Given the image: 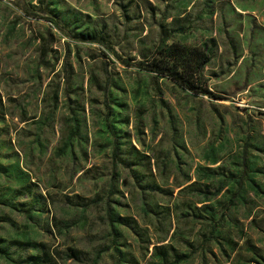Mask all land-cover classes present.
Instances as JSON below:
<instances>
[{
  "label": "rangeland",
  "instance_id": "rangeland-1",
  "mask_svg": "<svg viewBox=\"0 0 264 264\" xmlns=\"http://www.w3.org/2000/svg\"><path fill=\"white\" fill-rule=\"evenodd\" d=\"M210 40L199 76L165 60L222 100L133 66ZM0 240V264H264V0H0Z\"/></svg>",
  "mask_w": 264,
  "mask_h": 264
},
{
  "label": "trees",
  "instance_id": "trees-1",
  "mask_svg": "<svg viewBox=\"0 0 264 264\" xmlns=\"http://www.w3.org/2000/svg\"><path fill=\"white\" fill-rule=\"evenodd\" d=\"M21 12L24 15H26L27 17L42 19L44 21H47L51 25H53L56 29H58L59 31H62L51 18H40V17L36 16L35 14L28 13L25 9H22ZM64 34L69 36L68 33L64 32ZM159 35L161 38L165 37L162 28L159 29ZM75 39L79 42H95L99 45H102L105 49L111 51V49L109 48V46L107 44H103L100 41H97L96 39H94V37H92L91 34H88V35L77 34ZM207 43L210 44V46H207ZM207 43L203 44V46H202L203 50L205 51L203 54L200 52L194 51V50L187 49L184 46L182 47L180 45H170L165 49H161V47H159L158 53H159L160 57L162 58L163 62L152 60L149 63L137 62V63H134L133 66L149 70V71H151V72H153V73H155L161 77H166L167 79L176 82L182 88H184L185 90H188L190 92L205 95V96H207L213 100H222L223 98L221 96L213 94L211 91L207 90L206 88H204L200 85H196L194 82L190 81L185 76V72H186L185 67L186 66H182V67L178 68L175 64L168 65V63H167V60H169L171 58L177 59V58H186L187 57V59L191 62V65L193 67L192 68L193 73H196V75L199 76L201 69L205 66V64L208 63V61L211 57V54L213 52V45H214L213 41L210 40ZM115 57L118 61H120V63H122L125 66L132 65V63H130L128 60L120 59L116 55H115ZM165 59H167V60H165ZM114 222L121 223L122 219L121 218H115ZM1 243H3V240H0V245H1ZM24 246L33 248V247H36L37 244L26 243V244H24ZM0 254L1 255L5 254V252L2 248H0ZM71 258L77 260L76 254L73 253ZM178 260L179 259H175L173 262L177 263ZM24 261L27 262L28 264H41V260H39V258H37L35 256H29Z\"/></svg>",
  "mask_w": 264,
  "mask_h": 264
}]
</instances>
